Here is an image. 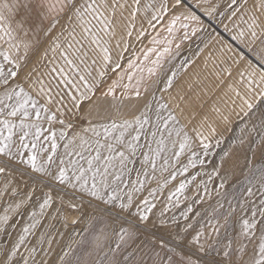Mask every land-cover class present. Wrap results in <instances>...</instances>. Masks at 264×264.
Listing matches in <instances>:
<instances>
[{
	"label": "snow or ice",
	"instance_id": "6c2138e0",
	"mask_svg": "<svg viewBox=\"0 0 264 264\" xmlns=\"http://www.w3.org/2000/svg\"><path fill=\"white\" fill-rule=\"evenodd\" d=\"M205 4L0 0V264H264V0ZM197 9L246 49H220L217 76L246 61L212 109L227 137L171 94Z\"/></svg>",
	"mask_w": 264,
	"mask_h": 264
},
{
	"label": "rangeland",
	"instance_id": "374dc122",
	"mask_svg": "<svg viewBox=\"0 0 264 264\" xmlns=\"http://www.w3.org/2000/svg\"><path fill=\"white\" fill-rule=\"evenodd\" d=\"M129 2H131V0H129ZM191 2L192 0H189V3ZM229 2L230 0H221L217 2H209V4H219V11L227 12V4ZM209 4H205L204 7H208ZM248 5L251 7L252 0H248ZM197 11L200 12L199 9H197ZM125 15L127 16V13H125ZM201 18L206 26H210L207 27L205 32L198 33V36L200 37L199 39L192 37L190 40L181 42L180 59L187 57L188 59L192 60L193 63L190 64L186 70H182L175 78L171 94L173 97H177V102H180L181 107L184 109L183 113H180L179 110H177L181 124H186L188 128L191 129L193 126L198 125L200 121L205 116H207L209 122H214L217 124V132L227 137L229 135L227 126L218 122L216 114L212 109L215 106L220 108L222 112H228L229 106L231 105V98L234 96V93L229 90L228 86L229 84H234L236 79H239L237 72L239 69L244 67L246 61H241L240 65H232V61L228 60V64L233 67L232 76L229 77L223 73L217 76L216 73L220 72V69L225 66L220 64V49L225 44L231 45L233 51L229 52L228 56L233 58H237L242 52L246 53V49H244V46L240 45L236 41H234L237 44L235 46V43L227 37V35L231 36V33L226 31L224 26L228 24V27L231 28V25L234 23V21L230 22L227 19V15L220 16L219 14H216L214 19H210L203 16L202 14ZM140 23L141 20L138 19L136 21L137 27L140 26ZM145 27H147L146 24ZM241 27H243V25H241ZM122 29L123 23H121V26L117 29L118 37L121 34ZM149 32H152V30L149 29ZM154 34L155 33H153V35ZM132 42L135 44L137 49L150 46L148 45L147 39L143 40V44L134 40ZM177 42H180L178 37ZM113 43H115V41H113ZM41 44L42 46H46L47 44V40H45L43 35H41ZM201 49H203V51H200ZM131 51L132 49L130 48L129 52ZM197 52H199V55H196ZM177 63H179V60ZM217 65H219V67H217ZM181 95L184 96V101H178V97ZM237 103H239V101H237ZM232 107L235 108V106ZM238 111L239 109L235 108V111L231 115L233 122H236L237 120L236 112ZM223 146L224 145H222V147ZM219 151V149H215L213 152V156H215L217 163H219V156L217 155ZM211 159L212 158L210 157L207 163H211ZM189 171L192 170L190 169ZM179 179L180 178L178 177L177 181L174 183H178ZM153 186L155 185L153 184ZM23 223L24 221L21 220V227L23 226ZM44 223L46 225H53L51 229L53 234L64 233L63 238L58 235L56 236V239L61 244L68 240V233L72 231L71 224L65 228L62 222L46 220ZM75 227L79 229L83 227V225L78 224ZM54 247L58 252L59 245H54ZM52 259L54 261L55 256H53Z\"/></svg>",
	"mask_w": 264,
	"mask_h": 264
},
{
	"label": "crops",
	"instance_id": "0c3cea01",
	"mask_svg": "<svg viewBox=\"0 0 264 264\" xmlns=\"http://www.w3.org/2000/svg\"><path fill=\"white\" fill-rule=\"evenodd\" d=\"M217 1H221V0H209V2H217ZM226 25H228V24H226ZM231 26L233 27V25H231ZM232 27H231V28H232ZM227 37L231 40V36H228V35H227ZM231 41H232V40H231ZM232 42H234V41H232ZM234 43H235V46H236V45H237L236 42H234ZM237 43H238V42H237ZM238 47H239V46H238ZM238 47H237V48H238ZM239 48H240V47H239Z\"/></svg>",
	"mask_w": 264,
	"mask_h": 264
},
{
	"label": "water",
	"instance_id": "95a60500",
	"mask_svg": "<svg viewBox=\"0 0 264 264\" xmlns=\"http://www.w3.org/2000/svg\"><path fill=\"white\" fill-rule=\"evenodd\" d=\"M197 14H198V15H201V17H202V14H201L200 12L197 11Z\"/></svg>",
	"mask_w": 264,
	"mask_h": 264
}]
</instances>
